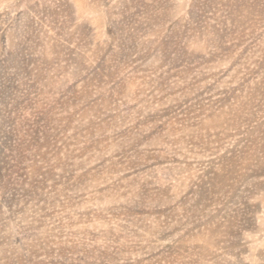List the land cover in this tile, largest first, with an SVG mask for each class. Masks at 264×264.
Instances as JSON below:
<instances>
[{
    "label": "rangeland",
    "instance_id": "obj_1",
    "mask_svg": "<svg viewBox=\"0 0 264 264\" xmlns=\"http://www.w3.org/2000/svg\"><path fill=\"white\" fill-rule=\"evenodd\" d=\"M0 264H264V0H0Z\"/></svg>",
    "mask_w": 264,
    "mask_h": 264
}]
</instances>
